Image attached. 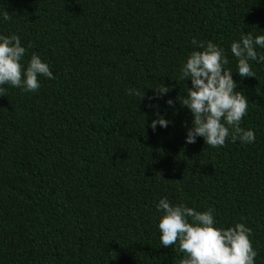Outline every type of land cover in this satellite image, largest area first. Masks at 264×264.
<instances>
[{"label": "trees", "instance_id": "16d2710c", "mask_svg": "<svg viewBox=\"0 0 264 264\" xmlns=\"http://www.w3.org/2000/svg\"><path fill=\"white\" fill-rule=\"evenodd\" d=\"M5 11L0 34L54 78L0 96V264H180L160 244L161 197L246 224L264 264V63L241 78L229 47L264 34V0H0ZM193 38L225 49L253 143H186L193 117L177 97ZM157 114L168 127H149Z\"/></svg>", "mask_w": 264, "mask_h": 264}, {"label": "clouds", "instance_id": "9594fccd", "mask_svg": "<svg viewBox=\"0 0 264 264\" xmlns=\"http://www.w3.org/2000/svg\"><path fill=\"white\" fill-rule=\"evenodd\" d=\"M10 19L7 11L0 12V20ZM191 44L193 50L179 69V78L190 80L191 87L186 84V95L177 97L193 117L191 127L186 128V143H195L197 137L212 148L223 147L226 140L253 143L255 131L241 127L249 102L242 91L236 90L238 83L227 67L225 49L212 40L193 38ZM229 47L236 59L235 74L241 78L255 76L251 62L264 63V55L257 52L264 49V34L241 33ZM25 54L26 47L18 35L0 34V96L5 85L34 93L40 88L38 77L54 78L48 63L39 55L33 53L25 63ZM153 89L160 95L169 91L165 85ZM126 94L140 96L135 88L127 89ZM166 103L172 107L174 101L168 99ZM169 123L157 114L149 127L155 130L158 125L164 128ZM155 207L161 213L157 224L160 244L181 253L180 264H255L257 252L246 224L218 226L211 210L197 211L183 202L172 203L167 197H161Z\"/></svg>", "mask_w": 264, "mask_h": 264}]
</instances>
